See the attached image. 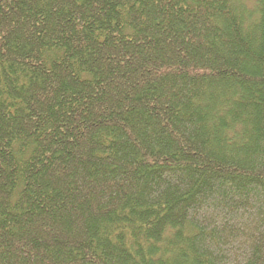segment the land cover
Returning a JSON list of instances; mask_svg holds the SVG:
<instances>
[{
  "label": "trees",
  "instance_id": "obj_1",
  "mask_svg": "<svg viewBox=\"0 0 264 264\" xmlns=\"http://www.w3.org/2000/svg\"><path fill=\"white\" fill-rule=\"evenodd\" d=\"M0 264H264V0H0Z\"/></svg>",
  "mask_w": 264,
  "mask_h": 264
}]
</instances>
